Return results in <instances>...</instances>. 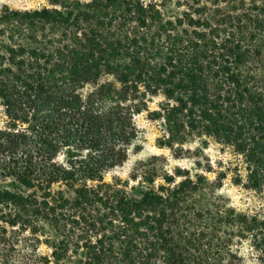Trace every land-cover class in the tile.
Masks as SVG:
<instances>
[{
	"label": "trees",
	"instance_id": "trees-1",
	"mask_svg": "<svg viewBox=\"0 0 264 264\" xmlns=\"http://www.w3.org/2000/svg\"><path fill=\"white\" fill-rule=\"evenodd\" d=\"M48 4L0 6V264L264 262V0ZM142 119L177 157L219 156L106 181Z\"/></svg>",
	"mask_w": 264,
	"mask_h": 264
},
{
	"label": "rangeland",
	"instance_id": "rangeland-1",
	"mask_svg": "<svg viewBox=\"0 0 264 264\" xmlns=\"http://www.w3.org/2000/svg\"><path fill=\"white\" fill-rule=\"evenodd\" d=\"M3 5H7L12 9L21 11L42 9L49 6L48 0H0V6ZM155 107L156 102L151 105V108ZM2 125L3 117L0 110V127ZM141 125L142 134L138 143L139 149L136 152L132 150L129 159L124 165L108 172L105 176L106 181H112L115 177L127 180L137 166L153 159H155L158 164L164 166L165 169L172 171L175 167H193V162L197 160L198 156H202L204 158V162H206V158H210L213 162H215L217 156H219L214 145H210L208 148H203L198 142H194L190 145L194 152L193 155H182L177 157L173 150L160 144L161 132L160 125L158 123L142 119ZM69 156L70 154L66 152L63 153L59 159L60 161H65ZM3 186V184H0V189ZM219 194L223 197L224 202L228 206L243 212L252 211L257 204V199L254 194L246 192L241 187L232 185L230 183V179L224 181ZM48 253L49 250L45 247V245L38 247L37 253L33 259L34 263L44 264V257ZM247 264H264V262L257 256H250L247 260Z\"/></svg>",
	"mask_w": 264,
	"mask_h": 264
}]
</instances>
